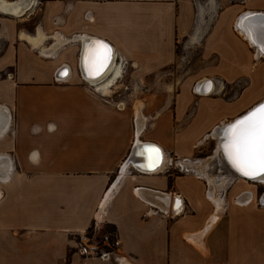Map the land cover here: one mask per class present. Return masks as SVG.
<instances>
[{
    "label": "crops",
    "instance_id": "crops-1",
    "mask_svg": "<svg viewBox=\"0 0 264 264\" xmlns=\"http://www.w3.org/2000/svg\"><path fill=\"white\" fill-rule=\"evenodd\" d=\"M6 1L23 12H0V264H264L253 186L233 182L218 212L212 181L170 165L264 101V58L234 27L264 0L216 13L201 40L215 60L209 94L200 79L166 81L194 30L191 0ZM99 41L113 62L89 79L83 50ZM142 143L160 150L158 170L126 164ZM100 205L120 241L105 261L76 251Z\"/></svg>",
    "mask_w": 264,
    "mask_h": 264
},
{
    "label": "bare ground",
    "instance_id": "bare-ground-1",
    "mask_svg": "<svg viewBox=\"0 0 264 264\" xmlns=\"http://www.w3.org/2000/svg\"><path fill=\"white\" fill-rule=\"evenodd\" d=\"M21 8H22V6L20 4H12L6 0H0V12H2L4 14L18 15L19 13L23 12V10ZM258 16H259L258 13L246 12L243 15H241L238 19H236L234 27L237 30V33L240 36H242L248 42L250 47H252L254 49V51L256 53L255 56L260 55L261 57L264 58V19H259ZM198 33L199 32H196V34L192 36L191 42H196V40H198V36H197ZM88 43H90V42H87V44ZM100 43L102 45H105L107 47V49L110 50L108 52L107 59L103 62L102 67L99 65V62L96 59L94 50L90 51V52L86 48H84V50H83L82 67H83V69H85V72H88L85 75L89 79L98 78L104 71L109 69V67L111 66V63L113 62V56H112L111 48L102 41H99V44ZM87 44H86V46H87ZM91 60L93 61L92 64L90 63ZM91 67L92 68L94 67V70L92 71L93 74H90ZM64 73H66V72H64ZM198 83H200L198 85L200 92H202L203 94L211 93V91L213 89L211 81L206 80V78H202V79H200V81ZM104 88L105 87L103 86L102 89H104ZM256 108H258V107L254 106L252 109L254 110ZM249 112H251V109L249 111H247L246 113H244L243 115H241L240 116L241 118L238 117L232 121L227 122L226 124H223V126H221L220 128L214 130V132H212V134H211V138L213 140L217 141V144H218L217 148L218 149L216 151V154L218 155V157L221 155L225 165L226 164L228 165V166L226 165V167L228 168V171L230 172L229 177L235 176L237 178V181L241 179L245 182H248V180H250L253 183H259V184L264 185V173L255 174L253 177L242 175L233 166V164L230 163L229 159L225 156V152H224V146H225V143L227 142L226 130L232 124H234L237 120L243 119V117L246 116ZM141 147H142V149H140L138 151V153L136 154L137 159H136L135 167L138 170L142 171L143 173H151V172L158 170V167L159 166L161 167V164L163 162V158H162V154L160 153V150H158V157L156 158L155 163L153 164L150 160L151 154L149 152H146L145 148H155V149H158V148L156 146L154 147L152 144H149V143H142ZM130 163H132V162L130 161ZM196 165H199V168L201 170H199V169L196 170L194 168L195 165L191 164L190 162L187 163V167H189L191 170H193L195 172L206 170L204 166H201L202 164L200 161ZM204 177H205L207 183L209 181L210 186L212 185V183L214 185L213 177L210 178V177H208V175L204 176ZM226 179H228L227 176L224 177V180L221 181L220 185H223L225 183ZM210 181H212V183ZM215 184H216V182H215ZM218 185H219V183L216 184V187ZM214 189H215V187H214ZM213 196H214V190H213ZM211 198H212V196H211ZM211 198L209 196V199L211 200V202H213L215 204V207L219 208V204L221 203L220 198H217L214 196L213 198H215L216 201H213ZM257 200L258 201L260 200V202L264 205V192H262L259 195ZM177 208H178V203L175 204V209H173V210L176 211V210H178Z\"/></svg>",
    "mask_w": 264,
    "mask_h": 264
},
{
    "label": "rangeland",
    "instance_id": "rangeland-1",
    "mask_svg": "<svg viewBox=\"0 0 264 264\" xmlns=\"http://www.w3.org/2000/svg\"><path fill=\"white\" fill-rule=\"evenodd\" d=\"M193 4V18H194V30L191 33L190 37L180 38L176 44V56L173 65L166 71V81L174 82L176 81V85L179 84L186 78L192 77L194 81L199 80L201 78H211V74L213 73L212 66L215 63L214 58L203 59L201 58V40L210 25L212 24L216 13L220 11L222 8L229 6L233 3H238L240 0H191ZM3 17V16H0ZM7 18V17H6ZM202 23L200 28L198 27ZM235 25V24H234ZM20 26V25H19ZM198 30V31H197ZM198 33V40L196 42H191L192 36ZM4 43L0 41V51L3 48ZM233 94V91H230V95ZM210 135L204 139L206 141L203 142L201 146L194 149L192 159H201V166H204L207 170V173L211 174L208 177L218 176L217 170L220 169L218 167V155L217 151V141L209 139ZM209 139V140H207ZM227 165V164H226ZM228 166V165H227ZM213 167V168H210ZM194 168L196 170H201L199 165H195ZM223 175H228L227 180L221 186L219 192L221 194H225V196L229 197L228 194L230 187L232 186V179L229 177L230 172L226 167H224ZM241 180V179H240ZM251 186H253V190H256V198L264 192V185L259 183H253L250 180L248 182ZM243 185V184H242ZM245 188H247L246 185ZM211 187V186H210ZM252 189V188H251ZM217 190V189H216ZM258 201V200H257Z\"/></svg>",
    "mask_w": 264,
    "mask_h": 264
},
{
    "label": "snow or ice",
    "instance_id": "snow-or-ice-1",
    "mask_svg": "<svg viewBox=\"0 0 264 264\" xmlns=\"http://www.w3.org/2000/svg\"><path fill=\"white\" fill-rule=\"evenodd\" d=\"M109 51L105 45H99L95 56L101 67ZM226 136L225 156L242 175L253 177L264 173V104L232 124ZM145 151L151 154L154 164L158 149L145 148Z\"/></svg>",
    "mask_w": 264,
    "mask_h": 264
},
{
    "label": "built area",
    "instance_id": "built-area-1",
    "mask_svg": "<svg viewBox=\"0 0 264 264\" xmlns=\"http://www.w3.org/2000/svg\"><path fill=\"white\" fill-rule=\"evenodd\" d=\"M193 93L196 95H201L200 93L196 92L194 89H193ZM200 160L201 159H191V160L180 159V160L174 161V160L170 159V165L172 163H175L176 169L179 173H190V174H193L196 178L204 180L205 182H207L204 176H207V175L210 176L211 175V174L207 173V170L195 172V171L191 170L189 167H187L188 162H190L193 165H196V164H198V162ZM218 161H219L218 167H220V169L217 170L218 176L213 177V181H214V185H215L214 186L215 187L214 196L217 198H220L221 203L219 204V208H216L215 204L213 202H212V204L214 206L215 211L224 212L226 209V206H227L226 205L227 203L225 200V194H223V193L221 194V192H219L220 189H218V188H221V186H223V185H220V183L222 180H224V177L228 176V175H223V171H224L223 166L226 167V165H225L221 155L218 157ZM126 164L135 168L132 163H129V161H127ZM210 168H213V167H210ZM231 179H232V184H233V182L237 181V178L235 176H234V178L231 177ZM215 182H216V184L219 183V185L217 187H216ZM108 190H107V192H108ZM105 197H106V194L104 195V199H105ZM258 204L261 206H264L260 202V200L258 201ZM178 210H179V208H178ZM96 213H97L98 217L96 219H94V221H93L92 225L90 226V228L88 229V231H86L83 235L77 236L76 251L82 257H96L100 260L105 261V260H109L110 256L113 253H115V251L118 250V248L120 247V241L115 236L114 231L104 230L102 225L104 224L103 217H104L105 213H104V207L102 205H100L98 207Z\"/></svg>",
    "mask_w": 264,
    "mask_h": 264
},
{
    "label": "water",
    "instance_id": "water-1",
    "mask_svg": "<svg viewBox=\"0 0 264 264\" xmlns=\"http://www.w3.org/2000/svg\"><path fill=\"white\" fill-rule=\"evenodd\" d=\"M258 17H259V19H264V13H258ZM87 42H90V40L89 41H87ZM86 42V43H87ZM85 43V44H86ZM264 103V101L262 102V103H260V104H258V105H256V107H259L261 104H263ZM253 109H251V111H252ZM241 118V117H240ZM134 165V164H133ZM135 167V166H134ZM136 168V167H135ZM137 169V168H136Z\"/></svg>",
    "mask_w": 264,
    "mask_h": 264
}]
</instances>
